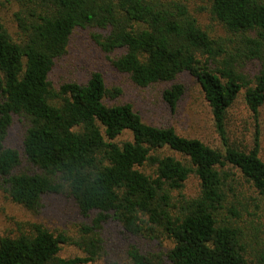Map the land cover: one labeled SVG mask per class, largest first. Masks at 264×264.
Listing matches in <instances>:
<instances>
[{
	"label": "trees",
	"instance_id": "16d2710c",
	"mask_svg": "<svg viewBox=\"0 0 264 264\" xmlns=\"http://www.w3.org/2000/svg\"><path fill=\"white\" fill-rule=\"evenodd\" d=\"M10 1L19 39L0 21V189L32 213L47 195L65 197L92 224L76 240L37 223L0 236V264H96L110 221L131 236L174 242L164 255L133 245L130 264H254L248 225L264 215V160L258 134L251 150L228 144L226 117L241 94L255 118L264 106V0H202L228 40L201 26L189 0ZM77 29L102 31L94 39L106 53L124 51L113 65L138 87L166 84L173 110L185 93L180 79L194 77L225 151L146 124L132 104L108 105L120 91L100 73L54 87L51 73ZM252 61L261 66L250 77ZM17 118L34 171H22L21 153L7 145ZM192 176L194 196L185 192ZM63 245L83 256L63 258Z\"/></svg>",
	"mask_w": 264,
	"mask_h": 264
},
{
	"label": "rangeland",
	"instance_id": "374dc122",
	"mask_svg": "<svg viewBox=\"0 0 264 264\" xmlns=\"http://www.w3.org/2000/svg\"><path fill=\"white\" fill-rule=\"evenodd\" d=\"M193 12L199 17L204 29L215 37L228 40L230 35L223 27L214 22L203 10L202 0H189ZM19 7L10 0H0V21L6 26L14 39H19V32L15 21V13ZM103 35L96 29H77L71 37L67 53L57 60L50 81L57 89L70 82H86L93 73H100L106 81L109 90H119L115 100L107 99L108 105L132 104L146 124L159 128H174L183 137L200 139L210 147L225 151L223 141L216 127L212 108L207 102L201 86L196 79L188 74L184 75L179 83L184 85L185 93L171 109L163 99L167 88L166 84H156L147 88L135 85L129 76L119 73L113 61L124 51L106 53L96 43L94 37ZM229 45H233L230 44ZM257 61L248 62L244 68L247 76L253 77L260 70ZM23 119H16L10 130L8 144L16 148L23 157L22 171H34L23 155L22 139L25 132ZM226 132L228 144L236 149L251 150L256 135H259L261 157L264 160V106L260 109L258 118H255L248 109L244 96L241 94L235 104L229 109L226 117ZM130 140V134L123 135L118 142ZM178 159L182 157L174 154ZM183 159V158H182ZM0 180V186H1ZM199 181L192 176L186 186V194L194 196L198 193ZM254 210H251V212ZM246 216V215H245ZM247 219V216L245 217ZM252 228L248 225L249 235L252 237V257L254 264H264V215L253 214L249 219ZM42 224L53 232H64L73 239H80L82 228L92 224V218H84L76 204L65 197L47 195L43 198V208L39 213H32L24 207L15 204L8 195L0 189V236H19L21 233H30L29 224ZM103 254L96 264L116 263L130 264L127 252L133 245L138 246L145 253L166 254L174 247L169 239L160 241L149 240L128 235L123 228L114 221L103 226ZM63 258L83 256V252L75 246L63 245Z\"/></svg>",
	"mask_w": 264,
	"mask_h": 264
}]
</instances>
